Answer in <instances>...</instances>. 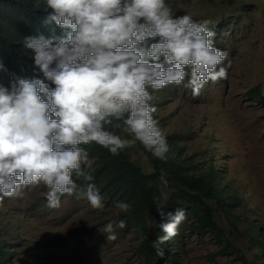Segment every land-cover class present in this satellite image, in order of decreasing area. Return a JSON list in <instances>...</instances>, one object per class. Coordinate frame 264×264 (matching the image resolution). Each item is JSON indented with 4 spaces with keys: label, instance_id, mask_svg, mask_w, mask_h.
Returning <instances> with one entry per match:
<instances>
[{
    "label": "clouds",
    "instance_id": "obj_1",
    "mask_svg": "<svg viewBox=\"0 0 264 264\" xmlns=\"http://www.w3.org/2000/svg\"><path fill=\"white\" fill-rule=\"evenodd\" d=\"M45 5L50 10L45 22L63 34L23 38L44 79L17 76L8 87L0 84V201L43 184L49 208L75 194L103 210L96 186L78 191L73 179L75 174L92 180L95 161L81 145L94 142L118 155L130 141L106 126L122 121L116 127L166 159L169 146L149 89L187 80L185 87L199 96L209 81L228 79L231 62L225 64L228 54L214 46L208 20L174 16L166 0H45ZM113 203L117 215L131 208L125 201ZM185 219L186 211L179 209L160 225L156 242L175 237ZM117 227L124 229L126 222L104 227L108 240L117 238Z\"/></svg>",
    "mask_w": 264,
    "mask_h": 264
},
{
    "label": "rangeland",
    "instance_id": "obj_2",
    "mask_svg": "<svg viewBox=\"0 0 264 264\" xmlns=\"http://www.w3.org/2000/svg\"><path fill=\"white\" fill-rule=\"evenodd\" d=\"M166 2L174 16L208 20L213 44L228 54L224 63L230 61L231 67L228 79L209 81L199 96L185 87L187 80L149 89L157 109L153 115L184 155L207 170L212 166L227 203L237 193L231 219L237 217L232 221L220 211L215 214L222 241L230 246L208 233L186 234L166 256L163 251L160 264H264V250L247 233L252 225L264 241V0ZM256 88L259 97L252 92ZM115 130L130 141L131 160L146 173L152 171L134 138ZM73 176L79 191L83 182ZM47 191L43 184L30 186L22 196L0 201V243L7 241L14 250L6 264H143L136 253L138 234H122L117 227V238L108 240L104 233L108 223H118L113 205L95 210L74 194L61 196V206L53 209L47 206ZM188 216L178 231L185 221L193 222Z\"/></svg>",
    "mask_w": 264,
    "mask_h": 264
},
{
    "label": "trees",
    "instance_id": "obj_3",
    "mask_svg": "<svg viewBox=\"0 0 264 264\" xmlns=\"http://www.w3.org/2000/svg\"><path fill=\"white\" fill-rule=\"evenodd\" d=\"M45 7V0H0V64L3 65L0 84L8 87L10 81L17 76L44 79L35 66L34 52L24 47L23 38L63 34V30L54 23L49 25L45 22L50 11ZM45 82L54 87L51 82ZM252 92L259 97L261 91L256 88ZM117 124L122 125V121L113 120L112 125H107L106 128L118 135L119 130L115 129L122 127H116ZM159 127L162 129L161 124ZM125 135L132 137L128 133ZM165 137L169 152L164 160L156 158L142 143L136 141L152 166L149 173L131 160L128 147L114 156L108 149L94 142L81 145L88 151L90 159L95 161L89 170L92 180L86 181L80 177L83 182L81 189L86 188L89 183L94 184L103 197L105 207L114 206L113 202L118 200L131 205L127 213L117 215L115 209L114 219L126 222L124 229L119 228L122 234H138L136 253L143 264H160L163 258L160 251H165L166 256L176 242L187 235L190 237V234L201 237L208 233L218 244L230 246L229 242L222 241L224 235L215 214L220 211L231 219L237 193L228 196L227 203L223 197L221 180L212 176V166L208 170L207 166L201 167L184 155L182 147L170 137ZM210 200L215 201L218 207H214ZM179 209H184L189 215L188 219L193 222L185 221L172 239L162 244L153 242L149 238V230L153 229L157 237L162 235L160 225L169 222ZM231 220H235V215ZM247 233L252 243L264 250V241L257 229L251 225L247 228ZM10 246L7 241L0 243V264H6L12 259L14 250ZM244 263L247 264V261L244 260Z\"/></svg>",
    "mask_w": 264,
    "mask_h": 264
},
{
    "label": "water",
    "instance_id": "obj_4",
    "mask_svg": "<svg viewBox=\"0 0 264 264\" xmlns=\"http://www.w3.org/2000/svg\"><path fill=\"white\" fill-rule=\"evenodd\" d=\"M149 238H150L153 242L157 243V242H156V241H157V235H156V233H155V231H154L153 229H150V230H149Z\"/></svg>",
    "mask_w": 264,
    "mask_h": 264
}]
</instances>
